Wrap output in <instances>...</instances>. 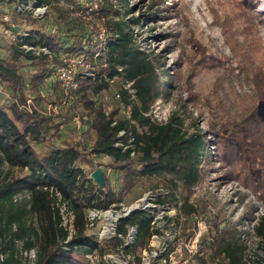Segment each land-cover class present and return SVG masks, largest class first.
<instances>
[{
  "label": "trees",
  "instance_id": "16d2710c",
  "mask_svg": "<svg viewBox=\"0 0 264 264\" xmlns=\"http://www.w3.org/2000/svg\"><path fill=\"white\" fill-rule=\"evenodd\" d=\"M28 1L15 0L14 3ZM121 1L128 11L129 1ZM37 2L52 4L54 0ZM234 2L241 9L239 15L250 25L245 28L249 31L244 37L243 46L247 50L243 55L246 78L252 82L254 91L245 100L244 113L229 112L230 106H236L238 96L231 99V95H226V101L222 99V116L219 124L213 127L215 138L211 140L214 141L212 144L200 128L193 131L186 128L178 110L166 121L153 119L152 104L160 95L170 92L174 78L172 74L167 76L161 54L148 52L136 43L131 25L140 24L141 17L151 18L150 13L115 21L114 33L106 44V68L93 75L84 74L81 78L83 109L94 131L91 147L82 144L81 149V144L75 141H57L61 136L62 121H56L35 108H27L23 75L17 67L5 64L0 58V81L6 82L13 98L9 106L0 103V264H28L20 255L21 249L36 250L35 264H90L84 258L86 254L104 253L95 237L87 233L88 209L108 208L114 202L122 201L123 196L111 187L108 170L103 168L106 184L101 187L88 176L79 161L95 167L96 158L109 157L110 167L129 176L124 184L127 188L133 184L134 175L171 173L191 189L201 179L202 162L209 163L215 154L230 157V165L238 161L246 163L249 159L251 166L259 169L261 179L256 180L250 172L246 178L251 177L257 182L255 188L261 201L264 195V59L257 62L259 41L251 40L249 35L260 40L254 15L255 11L264 12V0ZM256 5L257 8H253ZM86 34L87 31L72 34L75 39L68 41L63 35L30 33L13 42L11 55L14 59L24 56L42 68L48 66L49 57L62 61V54L80 53L86 45L92 58L96 54L102 57V51L98 52L100 41ZM24 44L48 47L51 55L26 50L22 47ZM158 68L166 71L167 79L163 82ZM118 77L123 82L115 95L120 94L121 106L107 112L102 105L96 104L89 91L99 94L109 89L112 80ZM121 130H125L123 135L119 134ZM43 141L47 147L40 152L35 144ZM117 142L129 146L123 149L116 145ZM5 164L23 174H6ZM172 184L177 186L176 181ZM174 189L170 188L169 194L160 196L157 201L161 204L177 202ZM56 191L61 194L59 204ZM63 203L75 214L72 234L62 223L60 204ZM180 209L193 213L196 208L184 200ZM243 217L252 222L264 251V211L253 218L245 212ZM133 224L139 226L137 241L144 236L150 237L154 231L152 218L145 211L136 210L122 218L120 232L126 233ZM222 253L228 264H249L244 259L240 238L229 240ZM258 264H264V261Z\"/></svg>",
  "mask_w": 264,
  "mask_h": 264
},
{
  "label": "rangeland",
  "instance_id": "374dc122",
  "mask_svg": "<svg viewBox=\"0 0 264 264\" xmlns=\"http://www.w3.org/2000/svg\"><path fill=\"white\" fill-rule=\"evenodd\" d=\"M128 1L127 11L121 0H54L48 4L45 13L36 15L30 11L17 13L14 10L15 0H0V16L4 11H11L18 24L16 34L23 30L33 34L42 32L63 35L64 40L70 41L75 39L72 34L87 31V36L100 41L98 52L102 51V57L96 54L92 58L86 45L81 52H84L88 65H74L71 73L64 74L62 68L68 62L54 61L49 57L48 66L42 68L24 56L14 59L11 55L14 41L0 37V58L5 64L17 67L24 77L27 108H35L56 121H62L61 136L57 137V141H75L81 144V149L82 144L91 147L94 131L83 109L81 78L87 72L98 73L106 68V44L114 33L115 21L150 13L151 18L141 17L140 24L131 25L136 43L148 52L161 54L169 74L167 76L172 74L174 78L170 92L160 95L152 104L153 119L166 121L178 110L185 127L190 131L200 128L209 138V144H212L214 141L211 140L215 138L213 127L219 124L222 116V99L226 101V95H231V99L238 96L236 106H230L229 112L244 113L245 100L254 91L252 82L246 78L248 74L243 55L244 50H247L243 46L244 37L249 31L245 28H250V25L239 15L238 10L241 9L233 4L234 0ZM253 8L256 9L257 5ZM262 15L264 12L255 11L260 40L253 39V34L249 35L251 40L259 41L257 62L264 59ZM158 71L163 82L167 79L166 71L162 68H158ZM122 82V78L118 77L111 82L109 89L96 95L89 91L90 96L95 98L97 105L112 112L121 106L115 93ZM10 94L6 82L0 81V103L9 106L13 100ZM35 146L40 152L47 147L45 141ZM110 160L104 156L96 158L95 167L90 163L78 162L85 167L88 176L96 167L108 170L111 187L123 196L122 201L114 202L100 212L95 224L88 226L87 233L95 237L105 254L123 249L124 240L118 236V229L121 219L131 214V211L125 212L128 207L141 198L150 197L160 187L169 190L175 187L178 201L170 202L165 209L167 218L156 221L152 228H158L162 234L170 232L171 236L165 235L169 238H166L167 261L155 259L151 261L153 264H183L185 259L192 260L193 264H228L222 248L229 240L236 238H240L244 259L249 264L264 261V251L252 222L243 217L245 212L253 218L264 211V195L260 201L255 188L257 182L251 177L246 178L250 172L256 180L261 179L259 169L251 166L249 159L246 163L238 161L230 165V157L215 154L209 163L202 162L201 179L191 189L171 173L159 176L134 175L131 187H124L129 176L110 167ZM99 162L102 165H98ZM4 172L12 176L23 174L9 164L4 165ZM173 181L177 182V186L172 184ZM184 200L195 205L193 213L180 209ZM148 201L146 199L142 203ZM101 226L109 228V234L102 238L99 236ZM151 237L144 236L140 241L133 239L126 247L125 252L133 256L134 263H140L146 255L150 257V250L154 246ZM34 254L35 249L29 252L20 250L22 259L28 264H35ZM84 258L94 264L101 263L102 256L98 260L88 255Z\"/></svg>",
  "mask_w": 264,
  "mask_h": 264
},
{
  "label": "built area",
  "instance_id": "2783aa9c",
  "mask_svg": "<svg viewBox=\"0 0 264 264\" xmlns=\"http://www.w3.org/2000/svg\"><path fill=\"white\" fill-rule=\"evenodd\" d=\"M49 8L48 4H38L37 0H29L28 2H16L15 6H14V10L17 13H23L25 11H30L35 13L36 15H40L45 13V11ZM16 27H18V24L16 22V19L14 18V15L11 13V11H4L2 12L1 16H0V37H5L8 39H11L12 41H18L20 38L22 39L23 36H26L30 33H32L31 31H19L18 34L15 33V29ZM22 47L26 48V50H30V49H34L37 50L38 52L43 51L44 53L51 55V51L48 47H34V46H30L28 44H24L22 45ZM62 60L68 62L65 63L62 68L63 73H71L72 72V68L74 65L77 66H84V65H88L86 62V56L84 54V52H80V53H76V52H70V53H65L62 54L61 56ZM87 75H93L94 72H87ZM114 81V80H112ZM116 97L119 99L120 98V94H116ZM125 133V130H121L120 131V135H123ZM117 146L122 147L123 149H126L129 144H124L123 142H117L116 143ZM135 152H132V155H134ZM107 157V156H104ZM91 178H93L91 175L89 176ZM95 181V180H94ZM170 190L160 187L157 192H154L150 197H144L141 198L139 201H137V203H135L134 205H136L135 207H133L134 205H131L130 207H128L127 211H125L126 213H129L131 211L134 212L136 210H142L145 211L151 218H152V228L155 227L154 224L155 222H160V221H164V219H166V214H165V209L166 207H169L170 203H165V204H161L157 201V199L161 196H166L167 194H169ZM56 195L58 196V204L60 203V192L56 191L55 192ZM147 199L148 202L146 203H142V201ZM142 203V204H141ZM61 205V214H62V223L63 225L71 232V234L75 231L74 230V218H75V214L73 212V210L69 209L67 207V205L65 203L60 204ZM149 207V208H147ZM105 209L107 208H97V207H90L88 209V213H87V219H88V226L90 225H94L95 224V219L96 217H98L99 213L102 211H105ZM151 210L150 212H147L146 210ZM156 210L158 212H156ZM124 213V214H126ZM121 217V216H120ZM166 217V218H165ZM118 220V218L116 219V221ZM112 225V224H110ZM138 229L139 226L137 224H133L130 225L128 228V231L126 233L120 232V230L118 229V236L121 237V240H124V245L123 249L119 248L117 251H111L108 254L102 253L99 254L97 251H95L94 253H89L86 254L91 258H97L99 256H102L101 258V263L104 264H136L134 263L133 260V256L129 253L125 252L126 247L130 244V242L133 239L137 238L138 235ZM100 234L99 236H106L109 234V228L108 226H101V228H99ZM165 235L167 236H171L170 232L167 233H160L158 228H156V230L153 231L152 233V241H153V248L150 250V257L149 256H145L143 258V260L138 263V264H153L154 262H151L152 260L158 259L161 260L163 262L167 261V253L166 252V238ZM167 240H169V238H167ZM133 242V241H132ZM34 250V249H32ZM31 250V251H32ZM25 252H29V251H25ZM35 253V252H34ZM36 255V254H34ZM172 260V257H171ZM90 263H92L90 261ZM100 262L98 263H94V264H101ZM183 264H193L192 260L189 259H185L183 261Z\"/></svg>",
  "mask_w": 264,
  "mask_h": 264
},
{
  "label": "water",
  "instance_id": "95a60500",
  "mask_svg": "<svg viewBox=\"0 0 264 264\" xmlns=\"http://www.w3.org/2000/svg\"><path fill=\"white\" fill-rule=\"evenodd\" d=\"M91 176L95 180L96 183L99 184V186L104 187L106 184V178L103 172V169L101 167H96L92 173Z\"/></svg>",
  "mask_w": 264,
  "mask_h": 264
}]
</instances>
